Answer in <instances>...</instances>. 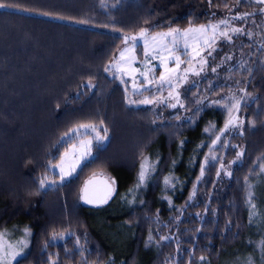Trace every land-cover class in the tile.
Instances as JSON below:
<instances>
[{
    "label": "trees",
    "instance_id": "1",
    "mask_svg": "<svg viewBox=\"0 0 264 264\" xmlns=\"http://www.w3.org/2000/svg\"><path fill=\"white\" fill-rule=\"evenodd\" d=\"M0 3L7 5L0 8V233L14 230L27 244L12 264H264V5ZM243 13L251 15L234 18ZM220 20L244 32L220 37L174 91L166 84L157 91V83L132 91L130 78L110 69L126 36ZM169 91L183 107L168 106L176 102ZM145 98L155 102L140 103ZM233 100L232 115L243 123L223 131ZM82 124L102 137L107 128L106 141L59 182L50 166L90 134H77ZM96 174L115 181L114 192L102 205L83 204L81 185Z\"/></svg>",
    "mask_w": 264,
    "mask_h": 264
},
{
    "label": "rangeland",
    "instance_id": "2",
    "mask_svg": "<svg viewBox=\"0 0 264 264\" xmlns=\"http://www.w3.org/2000/svg\"><path fill=\"white\" fill-rule=\"evenodd\" d=\"M254 1V0H253ZM217 22H208L205 24H200V25H194V26H189L186 28H178L179 34L176 35V45L174 46L172 44V38L168 37L166 40H160L158 39L157 41H153L152 37L158 36L160 33H167L171 29H162V30H156L152 31L149 33H146L145 37H141L140 35L137 36V40L135 42L131 41L129 44L124 45L118 52L117 58L114 59L115 61L110 63V69L113 71L115 74L122 75L124 77L130 78V87L132 91H135L133 88V83L135 82L136 88L139 90L141 89H147L153 85V83L159 84V76L161 73L165 72V68L161 65V57H167L171 55V59L168 60L167 67L168 68H175V57L179 56L183 63L180 64L179 69L177 70L176 73L170 74L172 78V85L174 87L173 91L177 88L179 85L178 81L180 80V83L187 80L189 75L193 72L198 71L203 64V61H206L207 59L203 58V53L205 50H207L209 47L205 46L203 43L204 36L196 31L189 32L188 37L185 38L182 34L188 30V29H198L201 25H209V24H216ZM229 22V21H228ZM224 25H221L220 28L216 32V40L215 42L220 38L223 37L220 35L221 31H228V34L230 36L235 35L236 33H232L230 31L231 28H238L237 25L234 23H228L227 28ZM208 36L212 35L211 30L207 33ZM226 38V37H225ZM145 39H147V48H148V56L145 57ZM227 39V38H226ZM185 43H187V52L185 53ZM141 44L140 47L137 45ZM167 45V49L172 50L171 53L168 50H165L163 48V45ZM128 48L130 49L129 52L125 54V58L121 59L120 58V52L124 49ZM134 48V51H131V49ZM141 48V50H140ZM193 49H196L197 51L200 52V55L197 56L195 59H193ZM135 57V60H133L130 64L128 61L131 59V57ZM159 68L158 73H156V69ZM148 69H152V71H148ZM185 69H189L187 72H185ZM138 70V71H136ZM141 72H147L149 80H153V83L149 84L143 76L140 75ZM155 76H154V74ZM178 77V78H177ZM167 85V84H166ZM136 92V91H135ZM175 93V92H174ZM236 103V100H233V104ZM85 131H89V135L83 136L82 138L77 139L75 142L71 143L67 149L61 154L59 160L50 166L51 171L55 172L58 174L59 182L60 180V169L57 167H52L54 165H59L61 164V160L63 158V166L65 171L67 172L70 167L73 164H76V169L70 176H67L63 182L67 181L69 178H71L77 171V169L80 167L82 162L86 159H89L92 156V146L94 143L97 144H104L105 139L98 140L97 137V132H93L90 128L85 129L81 128L77 134L83 133ZM101 136V134L99 133ZM102 137V136H101ZM91 141V146H90V153L82 155L83 149L81 147V142L82 141ZM81 189V188H80ZM256 191V189H255ZM257 196L260 198V191L257 190ZM258 198V199H259ZM260 200V199H259ZM3 233V238L0 240V243H2L6 248L7 246L11 245V250H14L16 252L21 253L23 250V246L19 242H26L25 238L22 236H18L19 233L15 232L14 230L7 231V232H1ZM18 257V256H17ZM14 260H12L13 262ZM230 264V263H227Z\"/></svg>",
    "mask_w": 264,
    "mask_h": 264
},
{
    "label": "snow or ice",
    "instance_id": "3",
    "mask_svg": "<svg viewBox=\"0 0 264 264\" xmlns=\"http://www.w3.org/2000/svg\"><path fill=\"white\" fill-rule=\"evenodd\" d=\"M241 2V0H237V4H239ZM255 2L257 4H260V5H264V0H255ZM7 5L4 4V3H0V8H4L6 7ZM227 7V5H226ZM231 9H229L230 11ZM259 11L261 13H264V7L260 8ZM248 15H251V13H243V14H240L236 17H234L235 19H240V20H243L245 19ZM228 21L227 20H220L218 23L216 24H209V25H201L198 29H188L186 30L182 35L187 38L188 37V34L189 32H193V31H196V32H199L201 33L205 38L203 40V43L205 46L207 47H211L212 44L215 43V40H216V32L217 30L220 28L221 25H224L226 28H227V25H228ZM209 30H211L212 32V35L211 36H208L207 33L209 32ZM230 31L232 33H243L244 30L241 29V28H231ZM146 32H147V29H142L141 32H140V36L141 37H145L146 35ZM179 34V30L178 29H171L169 32L167 33H160L158 34V36H154L152 37V40L155 42L157 41L158 39L160 40H166L168 37H171L172 38V44L175 46L177 41H176V35ZM220 35L223 36V37H226L228 40H231V36H229L228 34V31L225 30V31H221L220 32ZM250 35V33H249ZM124 40H125V43L127 44L129 40L135 42L137 40V37L136 36H132V37H124ZM147 39H145V57L148 56L149 52H148V48H147ZM187 43H185V53L187 52ZM163 48L165 50H168L170 53L172 50L170 49H167V45L164 44L163 45ZM130 49L128 48H124L121 52H120V58L121 59H124L125 58V54L127 52H129ZM131 51H134V48L131 49ZM193 52H194V55H193V59H195L197 56L200 55V52L197 51L196 49H193ZM210 55V53H209ZM171 55L167 56V57H161V65L165 68V72L161 73V75L159 76V87L157 88V91H161L164 84H167L169 86V88H172L173 85H172V76L170 74H173V73H176L177 70L179 69L180 67V64L183 63V61L181 60V58L179 56H176L174 59H175V64H176V67L175 68H168L167 67V63H168V60L171 59ZM133 60H135V57H131V59L128 61V63L130 64ZM202 63H206V61H203L202 60ZM108 69L106 68L105 71H107ZM189 69H185V72H187ZM138 71V70H136ZM148 71H152V69H148ZM213 71H215V69H213ZM195 74H199L198 72L195 73ZM141 76L144 77V79L149 83H153V80H149L148 78V75H147V72H141L140 73ZM178 78V77H177ZM121 83H124V81L122 80ZM133 88L135 91H139L138 88H136V85H135V82L133 83ZM169 98L170 99H174L176 102L175 103H170L168 104L169 107H172V108H175L177 106V104L180 105V107H183L184 105L180 102V99H179V94L176 93L174 94L172 91H169V94H168ZM155 100H152V99H148V98H145L144 100L140 101V103H144V104H149V103H154ZM159 102L160 103H165V100L163 98H159ZM128 103L129 104H134V103H137L136 101L134 100H128ZM214 103H220V101H216ZM233 109H235L236 111H239V101H237L235 104L231 105V106H228V113H229V119L228 121L226 122L225 124V128L223 131H226L230 126L231 127H239L240 125H242L243 121H239L238 120V117L236 116H233L232 115V112H233ZM102 123V121H101ZM79 127L81 128H85V129H91L93 132H96L97 131V128H96V125H93V124H82L80 125ZM71 131H76V129H72ZM105 135L103 137H101L99 135V133H97V139L98 140H102V139H105L106 136H107V132H108V129L107 128H104L103 129ZM205 131H208V129H205ZM65 135H68V133H65ZM220 140V136H216V139L213 141V143L215 144L216 141H219ZM183 143V142H182ZM90 146H91V141H82L81 142V147L82 149L84 150L82 155H85V154H89L90 153ZM243 153H237V159L240 158V156H242ZM213 159H215V157H213ZM205 163H207V158L205 160ZM76 164H73L70 169L66 172L65 169H64V166H63V158L61 160V164L59 165H54L52 167H57L60 169V180L61 182H63V180L67 177V176H70L72 174V172L75 171L76 169ZM148 167H150L148 164H147V161L145 160V162H142L141 163V170H140V173H139V182L140 184H143V182L145 181V178H146V174H147V169ZM223 167V165H222ZM259 168H260V171L261 172H264V163H261L259 165ZM228 175H231V173H227ZM204 175V167L201 166V176ZM217 175H219V173H217ZM199 179V178H198ZM246 182H247V177L245 178ZM46 182H47V176H45L44 178H42L40 180V187L41 188H44L46 187ZM51 183H56V181H52ZM88 183L90 182H86L84 187L81 189L83 195L81 196V199H83L86 203H95L97 201H94L92 198L89 197V194H88ZM113 184L115 183V181L112 182ZM171 183V180L170 178L166 177L165 178V184L168 185ZM139 186V185H138ZM249 187H251V185H249ZM109 195H110V191H109ZM193 195H195V189L193 191ZM109 198L108 195H106L103 199H101L99 201V203H106L107 202V199ZM167 198V197H166ZM189 199H191V197H189ZM248 203L251 205L252 208H255V204L252 203V193L250 192L249 193V198H248ZM251 222V221H250ZM27 231V230H26ZM3 238V233H0V240H2ZM55 235L53 236V239H55ZM162 239H168L167 237H162ZM21 244V246L23 247H26L27 244L26 242H19ZM261 248L262 250H264V241H261ZM20 253L19 252H16L14 250H11V245L7 246V248L2 244L0 243V264H12V260H14ZM201 260H204L205 257H200ZM51 264H56V261L55 260H52L51 261Z\"/></svg>",
    "mask_w": 264,
    "mask_h": 264
},
{
    "label": "water",
    "instance_id": "4",
    "mask_svg": "<svg viewBox=\"0 0 264 264\" xmlns=\"http://www.w3.org/2000/svg\"><path fill=\"white\" fill-rule=\"evenodd\" d=\"M86 182H90L88 183V194L90 198H92L94 201H97L95 203H86L83 199H81V196L83 195L81 189L84 187ZM81 189H80V199L82 203L86 205L97 206L104 204V203H99V201L103 199L106 195L110 197L113 194L114 185L105 175L96 174L88 177L82 183ZM109 191H110V195H109Z\"/></svg>",
    "mask_w": 264,
    "mask_h": 264
}]
</instances>
